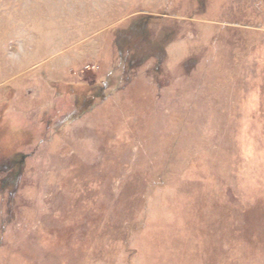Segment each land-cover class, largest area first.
<instances>
[{
  "label": "rangeland",
  "instance_id": "rangeland-1",
  "mask_svg": "<svg viewBox=\"0 0 264 264\" xmlns=\"http://www.w3.org/2000/svg\"><path fill=\"white\" fill-rule=\"evenodd\" d=\"M0 264H264V0H0Z\"/></svg>",
  "mask_w": 264,
  "mask_h": 264
}]
</instances>
